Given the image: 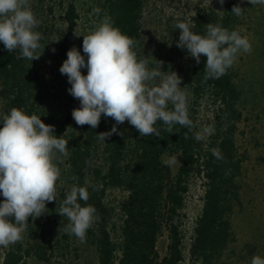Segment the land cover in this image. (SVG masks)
I'll list each match as a JSON object with an SVG mask.
<instances>
[{
    "label": "trees",
    "instance_id": "1",
    "mask_svg": "<svg viewBox=\"0 0 264 264\" xmlns=\"http://www.w3.org/2000/svg\"><path fill=\"white\" fill-rule=\"evenodd\" d=\"M95 2L100 19L110 16L114 26L135 41L137 57L147 58L139 47L143 0ZM59 5L62 9L59 28L47 18L36 16L40 21L36 31L43 37L40 50L44 47L39 59H17L19 50L9 53L0 42L2 116L15 107L24 109L26 114L41 116L44 121L47 115L43 105L51 87L50 76L60 78L67 110L61 119H55L53 126L58 136L66 131L68 191L74 184L86 187L87 204L96 209L85 240L95 251V264H181L186 260L187 264H228L226 253L235 241L237 215L246 210L242 176L248 154L239 136L246 133L244 128L253 115L255 119L261 115L264 118V12L255 14V8H248L246 0H224L219 8H198L190 17L195 25L191 30L197 34H205L207 23L219 24L229 31H238L252 46L250 53H238L233 65L219 79L203 82L204 55L199 64L193 58L183 71L181 87L188 91L189 118L197 125L195 130L201 124L213 126L214 134L197 142L191 133L188 139L184 138L186 128L177 124L175 132L168 133L158 121L155 126L161 130V137H141L134 126L124 122L117 125L123 136L114 133L103 142L96 133L109 131L115 124L112 118L102 115L98 127L90 129L89 125H77L72 117V110L80 103L68 92L71 85L59 69L67 51L77 47L74 30L79 15L73 1H60ZM234 5L243 8L240 16L231 12ZM244 24L250 30L248 34L244 33ZM241 53L245 56H240ZM201 101L212 108L200 124L195 118V107ZM213 148L224 159H216ZM173 155L180 160L175 172L163 160L164 156L168 160ZM99 158L103 159L102 164L95 162ZM192 176L203 181L202 206L185 247L179 212ZM112 189L123 193L116 207L106 200L107 191ZM58 204L61 207L62 202L51 201L49 207L56 211ZM63 219L64 226H57L50 217L29 225L32 236L9 245L2 264H26L29 257L49 261L54 251L66 249L68 235L64 228L69 221L67 217ZM162 229L166 231L167 243L164 255L159 256L156 243Z\"/></svg>",
    "mask_w": 264,
    "mask_h": 264
},
{
    "label": "clouds",
    "instance_id": "2",
    "mask_svg": "<svg viewBox=\"0 0 264 264\" xmlns=\"http://www.w3.org/2000/svg\"><path fill=\"white\" fill-rule=\"evenodd\" d=\"M219 3L223 5L224 0ZM249 3L264 5V0H249ZM242 11L239 5L231 10L236 16ZM93 12L98 15L100 9L95 8ZM39 24L30 0H0V42L9 53L19 50L17 59L32 61L43 54L44 47L40 50L43 37L36 31ZM194 27L190 21L176 24V29H180L177 47L186 48L197 64L202 55L206 56L203 82L219 79L233 65L238 53L252 51L248 38L238 31L207 23L202 35L193 32ZM75 35H83L87 59L73 46L59 71L71 85L68 92L79 100L80 106L72 110L77 125L95 129L102 115L115 121L109 131L96 133L99 141L105 142L114 133L123 136L117 125L125 121L141 137H161V130L155 126L158 121L168 133L175 132L173 128L177 124L186 128L184 138L188 139L191 133L197 142L214 134L213 126L195 130L197 125L189 118L188 91L181 87L182 78L177 72L162 70L161 61L149 68L150 61L137 57L135 41L114 26L110 16H104L87 35L76 31ZM84 68H87L86 75L81 71ZM40 117L13 107L0 118L3 124L0 127V194L4 197L0 202V246L3 247L22 240L28 218L40 217L47 212V203L56 200V182L61 174L57 154L69 155L68 140L56 135L54 126L44 123ZM211 151L216 159H224L218 149ZM177 161L173 156L164 163L173 166ZM88 200L87 188L74 184L65 193L58 211L69 221L65 233L74 235L81 243L85 242L96 213L94 206L87 204ZM80 201L85 203L82 205ZM251 264H264V258L253 256Z\"/></svg>",
    "mask_w": 264,
    "mask_h": 264
},
{
    "label": "rangeland",
    "instance_id": "3",
    "mask_svg": "<svg viewBox=\"0 0 264 264\" xmlns=\"http://www.w3.org/2000/svg\"><path fill=\"white\" fill-rule=\"evenodd\" d=\"M60 1H73L78 10L77 25L74 30V39L77 43V48L82 55L83 52V35L76 36L75 31L87 35L92 30L95 24H98L101 19L100 15L95 14L93 9L98 8L95 0H30L32 11L36 16L47 18L48 21L59 28L61 24V7ZM247 1L248 8L254 7L255 14L264 12V5H251ZM219 0H143L142 16H141V37L139 47L146 53L149 63V68H153L162 62V70L175 71L183 80V71L186 66L190 65L193 57H191L187 49L177 47L179 40L180 29H176V24L179 22H189L190 17L198 8L220 7ZM247 24L243 25L244 33L248 34L250 30L246 28ZM240 56H245L241 53ZM85 59H87L85 55ZM83 74H87V68L81 70ZM50 88L46 94L44 103V113L47 117L44 123L54 125L55 119H61L66 112L64 88L61 80L57 75L50 76ZM187 102L189 99L187 98ZM189 105V104H188ZM212 106L201 101L196 109L195 118L198 123H202L210 114ZM3 102L0 98V117L2 116ZM126 124L131 125L127 121ZM203 125L199 126L202 128ZM245 132L240 135V144L242 148L247 150L248 158L245 161L243 170V201L246 207L244 213H240L236 219L235 241L230 245L226 260L228 264H251L253 256L264 258V118L259 116L255 119L253 115L244 128ZM66 131H62L65 139ZM255 138H252V136ZM59 158L58 166L61 174L56 182V200L54 202H62L65 193L69 189V178L66 172L65 157ZM175 165L170 166L171 171L175 172L179 165V157ZM172 156V157H173ZM164 161L167 157L164 156ZM95 162L103 163V159H96ZM203 181L197 176H192L189 179L188 190L184 195L182 209L179 212V228L183 235V244L188 246L192 234V227L195 218L200 213L202 206ZM123 193L118 189L108 190L106 200L111 205L116 207ZM4 200L0 194V202ZM50 202L47 203V209L44 214L33 220L29 217V222L22 233V240L31 237L28 232L29 225L32 223H40L45 221L47 217L55 221L57 226H64V219L58 213L60 204L56 211L50 209ZM116 210L114 218H117ZM54 218V219H53ZM61 237V231L59 233ZM167 236L165 229H162L158 235L156 250L159 256H163L166 250ZM7 247L0 246V264L4 251ZM187 261V260H186ZM181 264H187V262ZM96 254L94 249L87 243H81L75 236L67 237V247L64 250H56L53 252L52 258L49 261H41L35 257H29L26 264H95Z\"/></svg>",
    "mask_w": 264,
    "mask_h": 264
}]
</instances>
